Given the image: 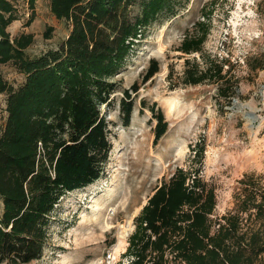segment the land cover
<instances>
[{
	"label": "rangeland",
	"instance_id": "1",
	"mask_svg": "<svg viewBox=\"0 0 264 264\" xmlns=\"http://www.w3.org/2000/svg\"><path fill=\"white\" fill-rule=\"evenodd\" d=\"M7 2L15 17L5 27L8 38L12 41L22 33L32 36L24 50L26 57L57 49L67 38L71 22L53 15L49 0ZM178 3L174 14L162 11L154 15L126 55L124 69L108 77L116 88L109 102L100 106L108 121L111 144L103 174L61 196L50 213L51 227L42 255L22 264H128L133 257L124 252L135 230V216L177 167L187 171L188 188L198 174L204 191H213L212 231L215 222L234 209L243 175L264 174V67L251 69L257 64L256 57L264 62V0ZM197 20L205 22V29L197 30ZM202 32L199 51L181 50L186 35ZM220 62L228 78L223 83L229 86L226 96L212 77L197 83L184 78L187 68L196 66L204 71L209 64ZM153 66L158 70L144 80ZM23 81L24 74L14 61H0V87L5 86L0 91V134L7 116L8 90ZM124 89L133 102L128 125L120 115ZM153 102L167 121L157 142L156 120L150 109ZM196 143L203 149L199 157H193ZM2 207L0 197V214ZM192 209L183 203L179 212ZM182 236L178 230L171 239ZM170 251L167 247L164 253L168 264L174 254ZM153 255L149 252L144 264L151 263Z\"/></svg>",
	"mask_w": 264,
	"mask_h": 264
},
{
	"label": "trees",
	"instance_id": "2",
	"mask_svg": "<svg viewBox=\"0 0 264 264\" xmlns=\"http://www.w3.org/2000/svg\"><path fill=\"white\" fill-rule=\"evenodd\" d=\"M7 1L0 0V61H14L24 81L8 90L7 116L0 134V264H22L42 255L51 227L50 213L61 196L103 174L111 144L108 121L100 106L109 102L116 88L108 77L124 69L126 55L154 15L162 11L174 14L179 3L49 0L52 14L71 22L70 32L57 49L29 58L24 50L32 36L22 33L11 41L5 33V27L15 19ZM134 6H138L137 12ZM194 25L199 31L205 22L197 20ZM204 35H186L181 50L199 51ZM255 60L251 69L264 67L260 58ZM157 70V66L149 68L143 79ZM222 71L221 62L209 64L204 71L194 66L185 70L184 78L197 83L212 77L226 96L229 86L223 83L228 78ZM3 89L5 86L0 87ZM123 94L120 115L128 125L133 102L127 99V90ZM141 103L144 106L145 100ZM150 109L156 120L157 142L167 121L155 102ZM195 146L193 157H199L202 145ZM187 175L177 167L135 216V230L124 252L133 257L128 264H144L149 252H154L149 264H168L167 247L174 253L171 264H264V174L243 175L234 209L215 222L213 231L209 214L214 193L204 191L198 174L188 188ZM196 187L201 188L197 191ZM183 203L193 207L191 212H179ZM178 230L183 236L171 239Z\"/></svg>",
	"mask_w": 264,
	"mask_h": 264
},
{
	"label": "built area",
	"instance_id": "3",
	"mask_svg": "<svg viewBox=\"0 0 264 264\" xmlns=\"http://www.w3.org/2000/svg\"><path fill=\"white\" fill-rule=\"evenodd\" d=\"M217 227V226H216Z\"/></svg>",
	"mask_w": 264,
	"mask_h": 264
}]
</instances>
